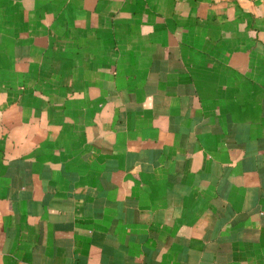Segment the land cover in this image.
Instances as JSON below:
<instances>
[{"label": "crops", "instance_id": "1", "mask_svg": "<svg viewBox=\"0 0 264 264\" xmlns=\"http://www.w3.org/2000/svg\"><path fill=\"white\" fill-rule=\"evenodd\" d=\"M0 264H264V0H0Z\"/></svg>", "mask_w": 264, "mask_h": 264}]
</instances>
